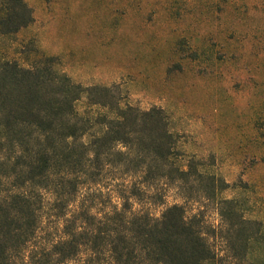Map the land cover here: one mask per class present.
Masks as SVG:
<instances>
[{
    "label": "rangeland",
    "instance_id": "obj_1",
    "mask_svg": "<svg viewBox=\"0 0 264 264\" xmlns=\"http://www.w3.org/2000/svg\"><path fill=\"white\" fill-rule=\"evenodd\" d=\"M25 1L34 20L0 35V60L55 56L74 82L113 87L121 105L163 108L175 164L189 171L145 182L111 169L104 191L138 187L135 206L153 216L181 204L212 249L205 264H264V0ZM78 109L100 108L83 97ZM222 199L238 203L240 237Z\"/></svg>",
    "mask_w": 264,
    "mask_h": 264
},
{
    "label": "trees",
    "instance_id": "obj_2",
    "mask_svg": "<svg viewBox=\"0 0 264 264\" xmlns=\"http://www.w3.org/2000/svg\"><path fill=\"white\" fill-rule=\"evenodd\" d=\"M33 20L25 0H0V35ZM55 59L0 60V264L210 262L205 233L181 204L153 216L135 206L138 187L104 191L111 169L141 171L145 182L175 170L174 182L189 177L175 164L164 109L121 105L113 87L76 83ZM83 97L100 109L81 113ZM221 203L222 220L240 237L237 201Z\"/></svg>",
    "mask_w": 264,
    "mask_h": 264
}]
</instances>
